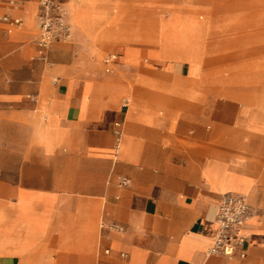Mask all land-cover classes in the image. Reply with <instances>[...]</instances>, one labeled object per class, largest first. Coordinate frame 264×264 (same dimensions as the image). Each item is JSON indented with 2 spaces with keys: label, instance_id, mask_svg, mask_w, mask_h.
I'll return each instance as SVG.
<instances>
[{
  "label": "crops",
  "instance_id": "1",
  "mask_svg": "<svg viewBox=\"0 0 264 264\" xmlns=\"http://www.w3.org/2000/svg\"><path fill=\"white\" fill-rule=\"evenodd\" d=\"M61 1L74 37L47 61L36 0L7 7L24 28L0 21V264H264V102L215 90L204 47L194 62L176 54L167 28L185 20ZM74 9L104 22L89 35ZM103 49L116 56L105 69ZM228 193L256 211L232 255L210 253Z\"/></svg>",
  "mask_w": 264,
  "mask_h": 264
},
{
  "label": "rangeland",
  "instance_id": "2",
  "mask_svg": "<svg viewBox=\"0 0 264 264\" xmlns=\"http://www.w3.org/2000/svg\"><path fill=\"white\" fill-rule=\"evenodd\" d=\"M140 1H124L129 13L140 12L141 17L146 18L159 12L160 19L185 20L186 27L167 28L165 41H174L179 51L176 54L191 62L198 59L204 47L206 64L220 68L218 74H208L215 90L223 89L227 97L238 102H264V0H155L153 10L142 12L134 7ZM36 4L37 10L38 0ZM8 6L6 0H0V16L8 12ZM74 11L72 21L89 35L101 26L94 22L105 19V16L103 19H93L90 15L77 17ZM22 20L24 28L23 17ZM202 23L207 26L204 42L200 38V28L194 26ZM107 36L114 39L118 35L108 32ZM73 37L66 42H71ZM108 52L110 49H103L100 55L104 69Z\"/></svg>",
  "mask_w": 264,
  "mask_h": 264
},
{
  "label": "built area",
  "instance_id": "3",
  "mask_svg": "<svg viewBox=\"0 0 264 264\" xmlns=\"http://www.w3.org/2000/svg\"><path fill=\"white\" fill-rule=\"evenodd\" d=\"M26 0H7L11 8L19 9ZM37 20L39 32L35 38L38 58L48 60V50L55 41L70 40L73 36V26L68 19L67 10L61 0H38ZM0 21L8 26V31L19 29L23 25L21 15L5 12L0 16ZM114 54L105 58L106 62L115 59ZM108 70L110 68H107ZM119 135V132L117 131ZM119 138V136H118ZM123 185L129 184L127 178L121 180ZM248 197L241 193H228L221 202L216 220L219 224V232L214 238L210 253H223L232 255L245 241L241 228L244 222L255 213Z\"/></svg>",
  "mask_w": 264,
  "mask_h": 264
},
{
  "label": "bare ground",
  "instance_id": "4",
  "mask_svg": "<svg viewBox=\"0 0 264 264\" xmlns=\"http://www.w3.org/2000/svg\"><path fill=\"white\" fill-rule=\"evenodd\" d=\"M67 9V8H66ZM68 13V12H67ZM73 22V21H72ZM140 23V22H139ZM142 24V23H141ZM74 26V25H73ZM74 28V27H73ZM74 30V29H73ZM153 34V33H152ZM136 36H138V35H136ZM141 36V35H140ZM134 37V36H133ZM110 38V37H109ZM140 38H142V37H140ZM149 40V39H148ZM151 40V39H150ZM236 191V190H235ZM242 192V191H241ZM249 200V199H248Z\"/></svg>",
  "mask_w": 264,
  "mask_h": 264
}]
</instances>
